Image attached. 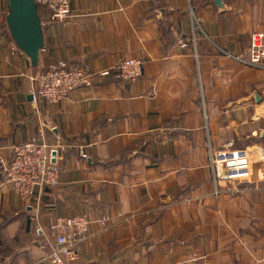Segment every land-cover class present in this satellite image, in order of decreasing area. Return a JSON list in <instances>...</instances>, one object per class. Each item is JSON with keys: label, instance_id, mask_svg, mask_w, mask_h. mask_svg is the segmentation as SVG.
Here are the masks:
<instances>
[{"label": "crops", "instance_id": "0c3cea01", "mask_svg": "<svg viewBox=\"0 0 264 264\" xmlns=\"http://www.w3.org/2000/svg\"><path fill=\"white\" fill-rule=\"evenodd\" d=\"M70 10L65 24L38 13L34 66L0 0V159L41 131L65 147L61 185L30 202L0 168V264H51L49 227L80 215L92 223L80 264H264V62L237 60L264 33V0H70ZM125 59L143 62L137 81L98 78L58 105L32 98L52 63L98 74ZM229 144L248 152V181L215 175L214 153Z\"/></svg>", "mask_w": 264, "mask_h": 264}, {"label": "built area", "instance_id": "2783aa9c", "mask_svg": "<svg viewBox=\"0 0 264 264\" xmlns=\"http://www.w3.org/2000/svg\"><path fill=\"white\" fill-rule=\"evenodd\" d=\"M34 2L38 13L41 10L48 12L51 23L65 24L73 18L70 0ZM180 45L183 46L182 41ZM237 60L251 67H260L264 62V33H252L247 54ZM143 72V62L136 59H125L98 74L70 67L65 62L52 63L33 79L31 95L34 101L58 105L73 92L91 88L98 78L113 76L118 80L134 82L143 76ZM230 146L232 145H226L222 151L214 153L212 168L215 175H223L227 182L233 184L248 181L251 178L248 152L233 150ZM3 149L1 146L0 150ZM64 151L63 143L50 145L42 131L27 142L13 145L10 148V157L7 160L0 159V168L4 175L3 185L23 202H30L38 191L58 189L61 185V168L57 161ZM81 158L89 157L82 152ZM91 224L84 215L57 218L49 227L55 245L49 256L51 264H80L81 244L89 237Z\"/></svg>", "mask_w": 264, "mask_h": 264}, {"label": "water", "instance_id": "95a60500", "mask_svg": "<svg viewBox=\"0 0 264 264\" xmlns=\"http://www.w3.org/2000/svg\"><path fill=\"white\" fill-rule=\"evenodd\" d=\"M7 1L9 5L7 25L10 34L18 48L25 53L34 66H37L43 46L42 26L37 5L34 0Z\"/></svg>", "mask_w": 264, "mask_h": 264}]
</instances>
